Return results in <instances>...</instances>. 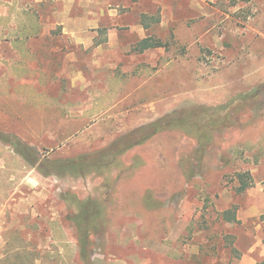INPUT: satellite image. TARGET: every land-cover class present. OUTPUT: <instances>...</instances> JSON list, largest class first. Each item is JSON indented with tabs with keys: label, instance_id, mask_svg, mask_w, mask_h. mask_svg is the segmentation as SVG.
<instances>
[{
	"label": "rangeland",
	"instance_id": "1",
	"mask_svg": "<svg viewBox=\"0 0 264 264\" xmlns=\"http://www.w3.org/2000/svg\"><path fill=\"white\" fill-rule=\"evenodd\" d=\"M123 1L115 0L112 28L123 43L110 52L105 43L98 58L102 67L107 58L111 67H148L147 83L130 98L144 102H121L62 147L39 135L57 121L30 120L35 136L6 133L26 121H1L0 201L8 209L0 264L261 262L264 0H132L129 8ZM15 2L35 9L34 0ZM49 4L52 17L59 5ZM140 11L166 43L160 60L157 49L127 51ZM91 53H78L72 67H95ZM124 82L116 95L134 94V82ZM137 130L146 139L124 150ZM32 168L39 183L20 186L13 200ZM239 173L249 174L243 191ZM229 209L235 221L224 220Z\"/></svg>",
	"mask_w": 264,
	"mask_h": 264
},
{
	"label": "crops",
	"instance_id": "2",
	"mask_svg": "<svg viewBox=\"0 0 264 264\" xmlns=\"http://www.w3.org/2000/svg\"><path fill=\"white\" fill-rule=\"evenodd\" d=\"M50 2L59 5L52 17L49 15ZM123 2L124 7L132 6V0ZM34 4L35 9L29 11L15 0H0V123L26 121L22 128L7 127L9 132L6 133L35 136L37 131L29 125L30 120H54L59 128L52 131V124L50 127L44 124L39 135L54 137L62 147L92 127L104 114L115 111L121 102L130 101L134 105L144 102L145 98H130L147 83L148 67H111L109 65L115 60L109 58L107 67H102L104 64L98 58L105 43L109 52L123 43L117 34L112 33L120 3L117 5L115 0H34ZM79 7L86 9L83 14L77 11ZM138 14L141 23L138 28L131 29L132 41L127 51L142 56L157 49L160 60L164 57L166 43L162 37L149 33L150 25L144 21L149 14L142 11ZM146 39L162 44L143 48L142 42ZM89 49L95 67H72L77 54ZM124 80L125 86L128 81L134 82L131 87L134 94L116 95L117 85ZM106 103L108 105L104 107L102 104ZM124 110L128 112L130 108ZM69 121H75L76 131L68 130ZM27 141L35 147L34 141L29 138ZM3 161L5 167L6 160ZM33 172L32 168L12 192L13 200L14 195L19 194L20 186L39 183L40 178ZM19 198L29 200L28 197ZM6 207L1 200L0 223L4 221ZM260 256L264 257V245Z\"/></svg>",
	"mask_w": 264,
	"mask_h": 264
},
{
	"label": "trees",
	"instance_id": "3",
	"mask_svg": "<svg viewBox=\"0 0 264 264\" xmlns=\"http://www.w3.org/2000/svg\"><path fill=\"white\" fill-rule=\"evenodd\" d=\"M143 48H149V47H154V46H160L162 43L159 41H155V40H151V39H146L143 42ZM138 131V132H137ZM135 133V135L137 134V136H139L137 139H135L133 142L129 143L124 150H127L128 148H130L131 146L137 145V144H141L144 142V140L146 138H142L143 134L140 132V130H137ZM139 134V135H138ZM134 136V135H133ZM136 136V137H137ZM141 136V137H140ZM22 154V153H21ZM22 156H25L24 154H22ZM54 165H56V163H54ZM75 165V164H74ZM73 166L72 164H66V167L69 168ZM249 177L248 173H239V180L241 182V186L239 187L240 191L245 190L248 186L251 185L250 182H248L247 178ZM222 216L224 218V220L226 221H232V220H236V210L235 209H229L226 210L222 213ZM263 218H264V214H263ZM27 264H35V260L33 259L32 262L27 263ZM257 264H264V260H262L261 262L257 263Z\"/></svg>",
	"mask_w": 264,
	"mask_h": 264
}]
</instances>
